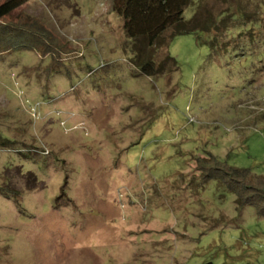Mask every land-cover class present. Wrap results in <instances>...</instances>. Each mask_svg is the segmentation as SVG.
<instances>
[{"label": "rangeland", "instance_id": "1", "mask_svg": "<svg viewBox=\"0 0 264 264\" xmlns=\"http://www.w3.org/2000/svg\"><path fill=\"white\" fill-rule=\"evenodd\" d=\"M259 2L198 0L186 18L264 20ZM36 21L67 50L0 54V264H264V217L196 170L212 155L264 176L257 56L181 35L180 70L153 79L111 0H28L0 25Z\"/></svg>", "mask_w": 264, "mask_h": 264}, {"label": "trees", "instance_id": "2", "mask_svg": "<svg viewBox=\"0 0 264 264\" xmlns=\"http://www.w3.org/2000/svg\"><path fill=\"white\" fill-rule=\"evenodd\" d=\"M28 0H4L0 3V20L10 16ZM253 1V0H252ZM257 1V0H256ZM198 0H111L112 10L123 19L126 36L131 41V64L147 77L169 78L180 70L179 63L169 53V48L177 36L202 33L199 43L209 45L212 52L238 49L256 55L264 69V20L257 17L261 1L256 3L255 13L242 9L224 10L218 19L209 17L205 21L196 20L192 12L186 18L188 9ZM263 3H261V6ZM259 15V14H258ZM235 23L231 24V22ZM236 22L238 24H236ZM36 30L32 33L26 28H8L0 25V54L3 51L39 50L50 55L54 61L63 42L52 33H47L38 21L32 23ZM64 51L67 50L63 44ZM60 49V50H59ZM197 172L204 181L215 180L235 195L236 208L243 210L253 207L259 217H264V176H258L251 170L235 168L208 155L197 161ZM30 184L36 177L28 175ZM38 183V182H37Z\"/></svg>", "mask_w": 264, "mask_h": 264}]
</instances>
